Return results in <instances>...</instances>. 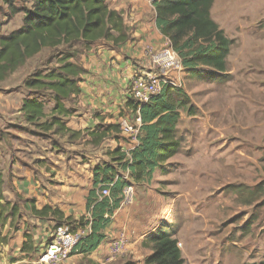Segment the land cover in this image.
<instances>
[{
	"label": "rangeland",
	"instance_id": "rangeland-1",
	"mask_svg": "<svg viewBox=\"0 0 264 264\" xmlns=\"http://www.w3.org/2000/svg\"><path fill=\"white\" fill-rule=\"evenodd\" d=\"M15 5L28 7L30 0H15ZM22 15H11L0 0V34L18 29ZM210 16L230 40L225 71L199 66L179 74L182 93L193 113L181 112L177 126L180 152L160 170L161 174L156 173L153 194L156 198L164 195V202L145 204L149 208H158L160 203L165 206L161 209L165 224L161 221L158 227L171 228L183 264H264V0H214ZM145 51L144 66L149 63H145ZM56 54L48 47L41 49L0 84L1 204H16L15 214L12 216L8 209L3 215L5 224L0 223V264H38L58 226L31 213L35 197L13 192V165L28 164L35 170L36 180L49 182L52 176L44 174L39 165L41 151L55 150L65 159L80 162H110L109 147L104 143L76 141L54 129L42 131L35 123L26 122L20 111L23 99L37 98L44 102L45 113L50 114L52 95L29 90L24 82L37 71L48 72L55 67ZM135 64L138 68L141 65ZM63 101L72 111L76 103ZM64 121L66 124L67 118ZM112 134L107 136L109 141ZM134 185L132 204L142 189ZM142 201L139 199L136 206L141 207ZM25 233L31 234L35 248L30 254L21 251ZM134 245L112 256L107 264H132L134 259H143L142 248ZM60 264L100 263L75 253Z\"/></svg>",
	"mask_w": 264,
	"mask_h": 264
},
{
	"label": "trees",
	"instance_id": "trees-1",
	"mask_svg": "<svg viewBox=\"0 0 264 264\" xmlns=\"http://www.w3.org/2000/svg\"><path fill=\"white\" fill-rule=\"evenodd\" d=\"M3 1L11 15H23L18 29L0 34V84L41 49L48 47L57 52L55 67L48 72L37 71L24 82L29 90L48 91L54 106L47 115L44 102L37 98L23 99L20 111L26 122L35 123L45 132L54 129L55 133L66 134L69 138L84 134L93 144L103 142L110 133L120 132L118 124H98L93 130L69 129L64 119L72 111L65 107L63 100L79 94V83L87 73L79 59L93 43L104 40L117 46L131 40L121 11L110 8L108 0H30L28 7L16 6L15 0ZM213 2L152 0L155 27L169 41L188 73L199 66L225 71L230 40L210 16ZM182 92L181 87L164 84L157 95L139 107L127 96L126 109L134 114L137 112L142 122L137 134L138 144L128 151L116 146L107 152L110 162L96 165L93 188L86 198L87 215L75 219L49 205L37 208L31 201V213L37 218L52 220L56 226L66 222L74 232L77 229L86 231L72 254L90 255L104 239V229L119 207L125 184L124 179L117 176L119 172L128 171L135 184L149 183L153 171L180 152L177 137L180 115L184 111L189 115L193 113ZM46 117L48 119H44ZM3 182L0 171L1 225L6 222L4 212L10 209L13 216L16 211V204H1ZM105 186L109 187L110 194L100 198L99 191ZM24 238L21 251L34 252L31 234L25 233ZM147 241L152 252L145 258L146 264H183L178 240L170 233L158 230Z\"/></svg>",
	"mask_w": 264,
	"mask_h": 264
},
{
	"label": "crops",
	"instance_id": "crops-1",
	"mask_svg": "<svg viewBox=\"0 0 264 264\" xmlns=\"http://www.w3.org/2000/svg\"><path fill=\"white\" fill-rule=\"evenodd\" d=\"M107 3L110 8L121 11L125 25L130 28L131 40L117 46L109 41L99 40L93 43L91 48L79 59V63L87 73L83 75L82 81L79 83V94L71 98V101L76 104L72 106V114L67 118L66 127L73 131L93 130L98 124H117L118 119L126 110L128 84L133 72L138 69L135 63H139L140 67H143L144 50L162 47L168 42L155 27V8L152 0H108ZM112 135L110 141L108 138L104 139L109 143L102 142L103 146L109 147L107 152L116 146H120L123 150L130 147L124 133L118 132ZM82 139L91 143L90 137L87 135L84 137V134L75 140ZM54 151L53 153L46 151L40 153L39 165L41 169L44 174L52 176L49 178V182H44L42 179L36 180L35 170L28 164L13 165L15 170L10 177L13 192L25 196V198L35 197L37 208L49 205L61 210L65 216L78 219L87 215L86 198L93 188L94 168L100 163L91 160L80 162L74 161L72 158L65 159ZM48 154H51L52 157L49 156L50 159L46 160ZM173 157L153 171L149 183L137 184L141 185L142 189L132 206L121 207L119 205L113 211L110 221L104 229V239L97 249L87 257L96 259L100 264L110 263L113 255L109 247L115 238L123 235L126 238L127 249L128 247L129 250L133 249L134 244L137 243L145 253L143 259H134L131 263H145V258L152 252L147 238L157 230L170 233L171 228L168 226L171 222L166 225L168 230L165 227H158L161 221L165 224V220H161L163 212L161 209L165 206L160 203L158 208L152 206L149 208V205L146 206L145 203L152 205L158 200L164 202L162 200L164 195H159L157 198L154 196L153 185L158 181L157 174ZM125 172H119L117 176H122ZM52 178L57 180L54 181ZM130 179L132 178L130 177ZM160 182L162 181L160 180ZM160 182L158 183L161 186ZM166 193L168 194V192ZM139 199L144 201V203L143 201L139 203V205L142 204L141 207L136 206ZM70 257H74V254Z\"/></svg>",
	"mask_w": 264,
	"mask_h": 264
},
{
	"label": "built area",
	"instance_id": "built-area-1",
	"mask_svg": "<svg viewBox=\"0 0 264 264\" xmlns=\"http://www.w3.org/2000/svg\"><path fill=\"white\" fill-rule=\"evenodd\" d=\"M145 63H149L142 68L135 70L131 77L129 87L127 88L128 97L133 99L134 104L138 107L147 103L153 96L157 95L162 86L167 84L170 87L180 88L181 80L179 74L185 72L181 59L173 50L169 41L156 50L146 48ZM120 132L128 138L130 147L125 151L134 148L137 144V134L142 124L141 118L136 112L125 110L124 114L118 119ZM125 184L121 190L120 206H129L133 203L136 191L135 185L126 171L121 176ZM110 189L108 186L99 191V197L109 196ZM85 230L77 229L72 231L67 224H60L54 230V238L46 246L44 252L38 258V264H60L68 259L72 254L75 246L85 234ZM110 252L114 256L123 253L126 250V238L123 235L115 238L110 247Z\"/></svg>",
	"mask_w": 264,
	"mask_h": 264
}]
</instances>
